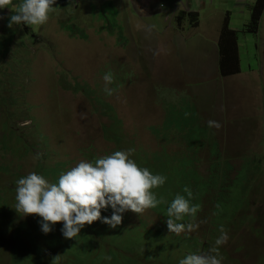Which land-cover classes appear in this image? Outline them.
I'll use <instances>...</instances> for the list:
<instances>
[{
  "label": "rangeland",
  "instance_id": "374dc122",
  "mask_svg": "<svg viewBox=\"0 0 264 264\" xmlns=\"http://www.w3.org/2000/svg\"><path fill=\"white\" fill-rule=\"evenodd\" d=\"M182 1L199 14V27L179 22L174 0H56L45 24L12 28L18 9L0 10V210L16 204V181L29 172L67 171L92 154L131 148L139 166L165 170L164 192L192 190L207 232L185 242L214 247L223 226L239 235L220 246L222 264H264V14L254 33L247 26L257 0ZM226 22L238 33L236 75L222 74L220 53L216 73L204 70ZM109 71L111 96L103 92ZM210 119L221 128L209 130ZM79 146L94 151L82 156ZM145 212L142 220L159 218L153 223L176 239L167 215ZM131 213L135 227L141 219ZM12 214L27 226L36 217ZM2 230L0 264H142L134 246L155 256L142 239L164 241L155 230L120 234L107 253L62 261L34 234L27 262L18 232ZM42 240L54 248L49 234Z\"/></svg>",
  "mask_w": 264,
  "mask_h": 264
},
{
  "label": "clouds",
  "instance_id": "9594fccd",
  "mask_svg": "<svg viewBox=\"0 0 264 264\" xmlns=\"http://www.w3.org/2000/svg\"><path fill=\"white\" fill-rule=\"evenodd\" d=\"M55 4L56 0H23L17 6L12 4V0H0V10L8 9V5L18 9L8 19L9 28L14 25L39 26L49 20ZM102 79L106 84L103 89L104 94L111 96L114 89L107 85L114 82L113 74L110 71L105 72ZM207 127L209 130H219L221 124L210 119L207 121ZM77 151L84 156L88 151L93 153L94 149L79 146ZM133 152L134 149L129 148L107 153L104 156L92 154L87 161L82 160L72 168L70 165L67 171H65L66 166L58 172L59 168L44 166L46 175L38 174L36 171L29 172L16 181V204L3 207L0 210V217H11L13 225L8 226L12 231H16L20 225H27V218L23 221L19 220L12 214L13 210L16 214L22 212L23 216L36 215L29 224L33 227L41 218L39 221L43 232L41 236L49 234V243L54 248L46 244L42 238L38 239L46 245L49 252L59 250L63 261L65 255L67 259L73 257L83 259L107 253L106 247L108 244L112 245L113 240L111 238L105 240L104 237L98 236L96 234L98 225L108 228H116L120 225V229L133 227L130 224L133 222L131 220L133 215L131 212H133L141 219L139 221L138 218L136 219L139 224L135 226L136 228L141 229L146 225L149 231L157 232L159 239H164L159 243L155 241L156 235L142 239L146 250L158 251L153 258H148V255L141 250L142 247L134 246L138 256H144L141 257L142 264H171L173 260L177 262L176 264H222L223 258L219 255L220 246L225 251L227 248L224 244L227 243L228 236L232 235V239L237 240L239 232L232 234L221 226L214 247L210 243L209 247L205 245L202 249H198L191 243L185 242L186 239L195 236L203 240L207 232L202 221L197 217L199 206L198 203L193 202L192 190L179 186L181 193H178V189L175 194L164 192L162 186L167 181V177L164 176L166 173L154 174L148 168L139 166L132 158ZM186 193L187 195H184ZM145 210L152 214L155 210L162 216L167 215V228L171 233H175L176 239L167 237L162 228L153 223V220L159 218L153 217L150 223L142 220L141 217L148 213ZM14 227L16 230L13 229ZM197 227L199 229L190 235L184 233V231L191 232ZM20 234L18 232L15 238H19ZM139 235L149 236L146 232ZM153 237L154 243L150 244ZM238 243H233L228 248ZM73 250L75 251L70 252ZM82 254L85 255L80 257ZM251 259L253 254L248 250L247 261Z\"/></svg>",
  "mask_w": 264,
  "mask_h": 264
},
{
  "label": "trees",
  "instance_id": "16d2710c",
  "mask_svg": "<svg viewBox=\"0 0 264 264\" xmlns=\"http://www.w3.org/2000/svg\"><path fill=\"white\" fill-rule=\"evenodd\" d=\"M264 14V0H257V2L252 6V22L250 25L247 26V30L257 33L259 30V25L262 21V17ZM179 22H183L186 20L190 21L191 26L193 27H198L200 24L199 16L198 14L195 13H182L179 14L178 16ZM183 20V21H182ZM219 47V53H220V70L223 75H234V74H239L241 72V67H240V59H239V48H238V33L235 30H232L229 28L228 22L225 23V25L222 28L221 35H220V40L218 43ZM230 68V70H229ZM65 166V163L63 167ZM62 167V168H63ZM61 169H58L60 171ZM165 170H162V174H165ZM54 172V171H51ZM181 176H184L183 174ZM7 207V205L5 206ZM8 211V210H5ZM41 218H39L40 221ZM37 221L36 225L34 227L32 225H20L18 229L16 230L17 232H20V237L18 238L19 245L23 246V254H24V259L27 262H29L33 255L32 253L29 252V243L31 236L36 235V238H42L41 232L38 234V230H41L40 223ZM7 225H13V221L8 216H3L0 217V233L3 231L2 228L6 227ZM99 229L96 231V234L98 236L104 237L105 240L109 238H117L120 234H133V235H139V234H154L153 231H149L146 228V225L143 226L141 229H138L136 227H123L120 229V225H118V229L116 228H108V227H102L101 225H98ZM121 230V233H120ZM140 230H144L141 232ZM36 231V232H35ZM29 234V235H28ZM113 240L112 242H114ZM106 242V241H104ZM154 243V237L151 239V243ZM42 245V244H41ZM38 252V250H37ZM148 258H153V256L148 255ZM18 263H22V261L17 257ZM177 262L175 260L171 261V264H176ZM29 264H34V263H29Z\"/></svg>",
  "mask_w": 264,
  "mask_h": 264
},
{
  "label": "crops",
  "instance_id": "0c3cea01",
  "mask_svg": "<svg viewBox=\"0 0 264 264\" xmlns=\"http://www.w3.org/2000/svg\"><path fill=\"white\" fill-rule=\"evenodd\" d=\"M173 12L180 14V13H190L193 11H190V6L188 4H184V2L182 0H174ZM194 13H197V12H194ZM217 43L214 45L215 47L212 50H210L211 51L210 64L215 61L216 56L219 53ZM216 63L218 64V62H216ZM216 63H213L212 65H209V66H205L204 70L215 72L216 71L215 68L217 67V69H218V65Z\"/></svg>",
  "mask_w": 264,
  "mask_h": 264
}]
</instances>
